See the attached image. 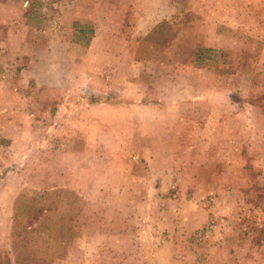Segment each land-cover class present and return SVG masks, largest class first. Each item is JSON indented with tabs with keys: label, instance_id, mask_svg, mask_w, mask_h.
I'll list each match as a JSON object with an SVG mask.
<instances>
[{
	"label": "rangeland",
	"instance_id": "374dc122",
	"mask_svg": "<svg viewBox=\"0 0 264 264\" xmlns=\"http://www.w3.org/2000/svg\"><path fill=\"white\" fill-rule=\"evenodd\" d=\"M143 2L0 0V264H160L168 240L264 264V0H169L135 36ZM181 90L185 119L225 126L191 130L160 191L169 146L133 140L123 108Z\"/></svg>",
	"mask_w": 264,
	"mask_h": 264
},
{
	"label": "crops",
	"instance_id": "0c3cea01",
	"mask_svg": "<svg viewBox=\"0 0 264 264\" xmlns=\"http://www.w3.org/2000/svg\"><path fill=\"white\" fill-rule=\"evenodd\" d=\"M164 7L160 10L158 9V0H145V2L141 3V6L137 7V10H140L139 13H133V16L137 17L138 21L136 22L135 28H133V35L135 36H144L151 34L153 36V32L156 30V23L161 21L162 19H169V0H161ZM159 18V19H157ZM157 19V21H156ZM92 39V38H91ZM140 41V40H139ZM169 44V42H167ZM209 48L208 45H206ZM152 48V44L150 46ZM201 49V46L196 47L193 52V65L197 64V55ZM153 60V59H152ZM166 82L172 81V78L169 79V74L166 75ZM166 93H158L157 97L159 98L157 102H166L167 104H148L137 106L134 108H123L127 110L133 111V121L126 125H122L125 128L131 129L133 140H137L141 142L145 146H169V151H165L162 153L163 159L169 163V172L163 173L160 175L162 178L161 185L159 187L160 191H165L169 189L173 185V181L175 180L176 173L179 168V158L178 153L180 151L181 145L183 144L184 139H189L191 135V130H197L195 136L198 137V140L204 142L207 131H210L211 128H214L218 131H221V127L225 124L221 123L218 125H214L211 122H190L185 119L184 107L183 105L190 102L188 100H197L198 95H191L190 90H181L172 93L171 91H165ZM162 100V101H161ZM163 102V103H164ZM187 108L189 106H186ZM121 127V123H118ZM240 124L230 123V129L233 133H236V129ZM245 127L247 132L248 128L246 126H240L241 131ZM245 132V136L247 133ZM193 135V132H192ZM252 136V134H251ZM235 140H238L239 137L237 135L234 137ZM185 144H187L185 142ZM145 154H151V151L147 150V152L142 153L144 157ZM146 161H149V156L144 157ZM169 184V185H168ZM154 188V187H153ZM160 218L156 220L155 225L158 230L167 234L168 237L174 230V224L169 222L168 216L165 212L159 215ZM171 232V233H169ZM218 253L220 256L225 255V251H220L219 249H213L209 251L207 255H198L197 259L194 261H190V257H195L194 254L188 255V253H179V255L171 256L169 255V240L165 242L159 250V254L157 252V256L159 255L160 264H211L210 253Z\"/></svg>",
	"mask_w": 264,
	"mask_h": 264
},
{
	"label": "trees",
	"instance_id": "16d2710c",
	"mask_svg": "<svg viewBox=\"0 0 264 264\" xmlns=\"http://www.w3.org/2000/svg\"><path fill=\"white\" fill-rule=\"evenodd\" d=\"M197 57H198V55H197Z\"/></svg>",
	"mask_w": 264,
	"mask_h": 264
}]
</instances>
